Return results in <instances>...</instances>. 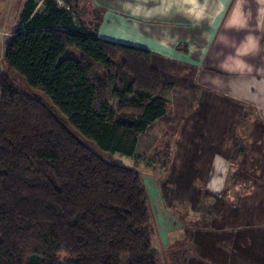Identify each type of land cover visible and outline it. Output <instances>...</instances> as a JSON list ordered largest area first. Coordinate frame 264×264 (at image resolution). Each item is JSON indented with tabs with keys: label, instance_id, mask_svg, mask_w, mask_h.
<instances>
[{
	"label": "trees",
	"instance_id": "1",
	"mask_svg": "<svg viewBox=\"0 0 264 264\" xmlns=\"http://www.w3.org/2000/svg\"><path fill=\"white\" fill-rule=\"evenodd\" d=\"M43 4L37 11L35 0L25 2L4 46L0 264H159L142 175L104 160L83 139L129 158L152 150L153 132L170 113L165 97L176 87L166 66L174 63L94 37L55 0ZM213 111L201 102L192 112L193 137L212 135ZM204 195L215 204L192 224L181 219L185 236L165 250L166 264H200L191 234L211 232L221 216L211 212L221 199Z\"/></svg>",
	"mask_w": 264,
	"mask_h": 264
},
{
	"label": "crops",
	"instance_id": "2",
	"mask_svg": "<svg viewBox=\"0 0 264 264\" xmlns=\"http://www.w3.org/2000/svg\"><path fill=\"white\" fill-rule=\"evenodd\" d=\"M91 2L100 14L92 36L146 50L193 70L195 90L209 97V104L216 100L209 131L212 144L217 136L228 134L224 104L254 114L260 128L256 125L249 139L251 167L257 172L251 177L252 188L232 203L227 184L234 163L229 155L214 151L209 156L204 191L228 202L215 229L191 234L190 244L200 264H264V0ZM111 108L116 111L117 101L111 102ZM235 131L244 133L243 127ZM232 144L235 147L236 140ZM168 217L163 239L158 237L153 244L159 255L162 252L163 264L165 250L185 236L182 223Z\"/></svg>",
	"mask_w": 264,
	"mask_h": 264
},
{
	"label": "rangeland",
	"instance_id": "3",
	"mask_svg": "<svg viewBox=\"0 0 264 264\" xmlns=\"http://www.w3.org/2000/svg\"><path fill=\"white\" fill-rule=\"evenodd\" d=\"M26 1L0 0V57H3L5 43L11 39ZM55 1L58 7L65 9L72 16L77 26L82 25L89 32L92 31L100 14L91 0ZM35 2L37 11H42L44 9L43 0H35ZM166 67L168 77L176 88L168 96L170 112L168 117L153 132V136L158 137L167 132L164 137H160L154 142L153 147L156 148L154 151L153 148L144 156L129 158L100 151L93 143L83 139V142L96 151L104 160L123 167L137 169L142 175L152 212L153 244L154 239H158V237L160 240L163 239L166 232V218H169V215L178 221L182 219L185 224H192L199 218L200 213H204L208 207L215 204L214 199L204 195V179L208 173L209 156L214 151L229 155L233 161L232 163H234L232 165L233 171L229 169L230 174L227 184V191L230 190V199H234L232 203L239 202L240 199L238 198L250 191L253 185L251 177L257 173L255 168L253 170L251 167L252 153L249 144L254 127L259 126L254 114L248 109H240L235 105L224 104V115L226 117L224 126L229 127L226 138L221 135L214 137L216 143L212 144L210 140L213 136H210L209 141H207L208 137L203 139L193 137L192 131H195V129H193L194 123L189 120L190 115L201 102L208 103L211 99L206 98V95H203L204 93L195 90L193 70L174 64ZM4 70L5 67L2 62L0 72ZM6 73L8 72L6 71ZM9 75L17 85L28 89L21 77L11 73ZM214 102L213 104H215ZM113 106L115 107V105ZM241 113H243L244 118L246 116H249V118L240 120ZM242 127L244 133L242 135L237 134L235 129L239 130ZM234 140L237 142L235 147L232 144ZM196 149L198 150L195 153ZM241 153L244 155L243 157H240ZM236 157L240 159L237 158L235 161ZM155 180L163 188L162 197L158 192ZM188 182H191V187L186 191ZM235 188H237V191H235ZM153 201L156 202L152 203ZM227 202L228 200L222 199L211 212L214 214L219 210H223ZM63 256L59 257L61 261L65 259ZM161 256L163 257L162 252L158 256L160 259L159 264H163ZM126 262L125 258L123 264H126Z\"/></svg>",
	"mask_w": 264,
	"mask_h": 264
}]
</instances>
